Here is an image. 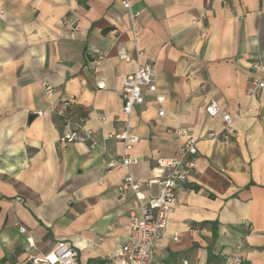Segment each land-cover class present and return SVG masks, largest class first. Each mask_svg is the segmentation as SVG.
<instances>
[{
    "label": "crops",
    "instance_id": "obj_1",
    "mask_svg": "<svg viewBox=\"0 0 264 264\" xmlns=\"http://www.w3.org/2000/svg\"><path fill=\"white\" fill-rule=\"evenodd\" d=\"M121 1L0 0V264H33L61 241L78 264H101L135 207L120 190L124 169L107 168L123 144L105 136L138 137L126 154L146 181L176 152L167 130L177 126L196 138L197 174L177 187L150 264H225L234 253L264 264V86L249 95L264 62V0ZM144 65L162 116L151 92L122 112L123 80ZM65 100L104 150L61 143L54 110ZM210 100L234 118L226 138L221 116L204 111Z\"/></svg>",
    "mask_w": 264,
    "mask_h": 264
},
{
    "label": "built area",
    "instance_id": "obj_2",
    "mask_svg": "<svg viewBox=\"0 0 264 264\" xmlns=\"http://www.w3.org/2000/svg\"><path fill=\"white\" fill-rule=\"evenodd\" d=\"M121 3L124 7H129L127 0H122ZM253 67L261 72V77L251 81L250 96H254L264 86V62H255ZM42 85L45 94L51 95L52 85L47 82ZM147 92L153 93L158 105L157 114L162 116L165 112L164 96L157 92L151 65L138 66L124 78L121 87L122 112L128 115L135 106H141ZM69 106L70 101L65 100L54 110L56 115L65 120V129L60 136L61 143L64 145L88 143L90 148L104 150V146L94 139L91 130L67 116ZM204 111L211 117L221 116L224 122L223 137L226 138L233 133L234 118L229 113L223 112L216 100L206 103ZM243 113L240 109L236 116H241ZM167 132L178 142V148L172 156L158 157L155 160L154 176L146 181L132 174L130 167L136 164L138 159L126 154L127 150L137 142L138 137L129 130L105 136V138L114 137L123 144V152L119 156H111L107 168L118 166L124 169L120 190L130 189L133 192L135 207L129 215V233L124 243L115 251L107 252L101 264H150L154 244L165 234L167 217L176 201L177 187L197 174L194 162L197 152L196 138L184 126L169 128ZM144 187L148 191L147 194L142 191ZM18 231L24 233L25 228L18 226ZM28 245L32 246V242H28ZM77 256L74 245L61 241L40 256L31 257V261L33 264H78ZM225 264H244V260L238 253H234L226 258Z\"/></svg>",
    "mask_w": 264,
    "mask_h": 264
}]
</instances>
